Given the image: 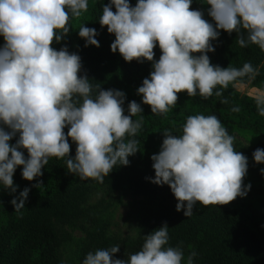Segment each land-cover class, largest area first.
<instances>
[{"label": "clouds", "instance_id": "9594fccd", "mask_svg": "<svg viewBox=\"0 0 264 264\" xmlns=\"http://www.w3.org/2000/svg\"><path fill=\"white\" fill-rule=\"evenodd\" d=\"M192 2L138 0L131 6L129 0H110L103 5L99 22L115 35L112 52L118 50L129 62L153 61V49L159 45L162 54L153 62L150 78L137 90L153 114L167 113L177 104L180 92L207 99L217 85L226 89L238 78L258 75L250 62L242 68L213 66L206 53L215 50L211 41L220 35L217 29L237 32L241 47L250 42L264 51V0H206L215 27L200 10H191ZM87 9L88 0H0V35L6 42L0 48V122L11 129L0 127V185L13 193L18 165L23 166L22 177L31 181L43 175L41 169L50 157H67L69 172L102 183L118 162L128 165V156L138 150V141L125 142V137L135 136L142 127L143 117L131 118L142 112L140 104L129 102L130 114L125 115L122 91L103 90L98 84L93 96L88 77L79 75L80 56L69 53L67 46L60 50L51 46L54 39L59 42L67 35L70 18ZM78 34L86 38L85 46L99 47L95 28L81 26ZM254 99L259 115L264 116V93ZM65 126H70L67 135ZM17 132L19 139L10 144ZM163 133L161 151L151 157L152 182L170 186L177 211L184 209L185 216H190L197 202L205 207L226 205L247 195L251 188L243 184L247 157L235 150V138L216 115H189L181 135H172L168 129ZM68 137L77 145L74 158L68 155ZM20 148L27 150V159ZM253 157L264 163V149H256ZM29 191L25 188L11 200L15 211L25 207ZM168 240L165 223L147 235L142 249L128 260L113 259L117 245L89 252L83 264H181L183 252L164 247ZM194 256L193 252L187 264H192Z\"/></svg>", "mask_w": 264, "mask_h": 264}, {"label": "trees", "instance_id": "16d2710c", "mask_svg": "<svg viewBox=\"0 0 264 264\" xmlns=\"http://www.w3.org/2000/svg\"><path fill=\"white\" fill-rule=\"evenodd\" d=\"M137 2L129 0L131 6ZM109 3L110 0H88L87 11H83L67 35L59 42L54 39L51 46L56 50L67 46L69 53L80 56L79 75L88 77L93 96L98 84L103 90L122 91L125 115L130 114L129 102L135 100L140 104L142 112L131 118L136 121L143 117L142 127L135 136L125 137V142L136 139L138 150L128 156V165L118 162L102 183L91 178L82 180L69 172L67 157H50L41 169L43 175L31 181L22 177L23 166H16V192L0 185V264H64L65 260L69 264H83L89 252L117 245L119 251L112 254L113 259L128 260L142 249L146 236L165 223L169 240L164 247L179 248L183 252L181 264H187L193 252L192 264H264V173L260 171L264 163L255 162L253 157L256 149H264V116L259 115L255 96L238 88L239 84H247L264 90V51L250 42L241 47L237 32L217 29L220 35L211 41L215 50L206 53L210 63L222 68H242L250 62L258 75L238 78L226 89L217 85L207 99L180 92L177 104L167 113L153 114L137 90L145 78H150L153 62L159 60L162 52L157 43L153 61L142 58V62L125 61L118 50L112 52L115 35L99 22L103 5ZM210 7L206 0H193L190 6L191 10H200L203 18L215 27V20L208 14ZM112 10L116 11L114 5ZM81 26L96 29L99 47L85 46L86 38L78 34ZM242 32L247 39L246 31ZM5 43L0 35V48ZM216 91L222 94L217 96ZM197 114L216 115L235 138V150L248 161L243 184H250L251 188L246 196H238L226 205L205 207L197 202L192 214L185 216L184 209L177 211L178 201L170 186L152 182L155 170L151 157L161 151L165 129L179 136L186 118ZM0 127L11 131L2 122ZM69 127L64 128L65 135ZM18 139L19 132L9 143L14 145ZM68 142V155L74 158L77 145L70 137ZM18 150L28 158L26 149ZM39 182L42 184L38 185ZM25 188L30 189L25 207L17 212L11 200L18 198ZM124 198H129L130 223L126 230L114 222L113 212ZM75 231L82 236H75ZM74 245L76 248L70 251Z\"/></svg>", "mask_w": 264, "mask_h": 264}, {"label": "rangeland", "instance_id": "374dc122", "mask_svg": "<svg viewBox=\"0 0 264 264\" xmlns=\"http://www.w3.org/2000/svg\"><path fill=\"white\" fill-rule=\"evenodd\" d=\"M83 11L81 12V15H83ZM79 16V17H80ZM71 17V16H70ZM79 17H71L69 20V29L70 27L75 24L78 20ZM238 88L250 95L255 96L258 93H264V90L258 89V88H253L247 84H239ZM243 140V138H241ZM129 198H124L122 199L121 203H118L116 207L114 208V222L118 225V227L123 228V230H126L129 226L130 220L128 218V211H129V206H128ZM75 236L80 237L82 236V233L80 231H75L74 232ZM76 248V246H73V249L70 251H73ZM70 253V252H69ZM64 264H69L68 260L64 261Z\"/></svg>", "mask_w": 264, "mask_h": 264}]
</instances>
